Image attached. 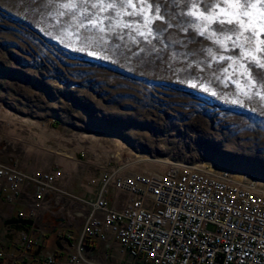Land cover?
<instances>
[{
	"label": "rangeland",
	"instance_id": "1",
	"mask_svg": "<svg viewBox=\"0 0 264 264\" xmlns=\"http://www.w3.org/2000/svg\"><path fill=\"white\" fill-rule=\"evenodd\" d=\"M60 2L0 0V150L5 157L18 159L29 173L47 168L63 171L75 193L87 189L96 194L107 172L130 176L152 174L154 169L158 174L171 165L212 166L264 193V86L255 74L241 76L244 69L238 63L223 71L232 63L220 60L234 54L230 41L224 42L230 49L225 52L190 28L192 36L202 41L193 47L205 48L199 62L191 65L193 76L173 70L175 63L186 62L182 57L166 64L127 52L126 47L138 53L135 41L143 38L121 26L140 20L139 16L122 14L119 23L105 20L106 30L112 23L116 25L112 32L123 30L127 35L124 42H117L119 48L102 47L98 38L104 34L70 27L68 18L59 16ZM205 2L189 0L187 10H203ZM216 2L227 8V0ZM174 6L185 20L182 27L196 23L181 13L183 0L178 5L174 0L162 13L166 19L152 24L165 28L172 19L175 25ZM260 10L257 5L256 12ZM110 14L108 9L101 15ZM168 31L171 39L184 38L177 27ZM256 46L264 47L258 42ZM164 55L162 51L160 57ZM249 57L264 63V52L253 51ZM255 61L249 66L264 75ZM44 223L52 220L47 217ZM75 228L81 231L82 226ZM98 249L90 257L97 262L107 254H98Z\"/></svg>",
	"mask_w": 264,
	"mask_h": 264
},
{
	"label": "built area",
	"instance_id": "2",
	"mask_svg": "<svg viewBox=\"0 0 264 264\" xmlns=\"http://www.w3.org/2000/svg\"><path fill=\"white\" fill-rule=\"evenodd\" d=\"M68 182L55 168L29 173L0 150V205L17 206L16 221L31 222L18 226L11 250L0 245V263L91 264L87 254L103 244L113 264L114 244L118 264H264V195L228 172L183 165L158 175L107 172L87 197L70 193ZM47 217L68 244L76 236L73 253L40 251Z\"/></svg>",
	"mask_w": 264,
	"mask_h": 264
},
{
	"label": "snow or ice",
	"instance_id": "3",
	"mask_svg": "<svg viewBox=\"0 0 264 264\" xmlns=\"http://www.w3.org/2000/svg\"><path fill=\"white\" fill-rule=\"evenodd\" d=\"M38 3V0H36ZM184 7L181 8V13L188 17H193L196 23L189 24L188 27H182L185 20L179 18L180 13L176 12V7L172 9V18L176 19L175 25L172 19H168L167 26L160 28L154 26L152 21L155 19L164 20L166 17L162 14L167 12L168 5L174 4V0H137L136 4L132 3V0H108L107 3H96L93 0H67V2L59 3L60 17H67L70 27H75L77 30L83 29L85 33L95 29L99 33L104 35L98 38V42L104 47L108 44L109 47L112 44H116L117 48L121 45L117 42H124L126 33L121 30L120 32H112V29L116 26L112 23L107 25V30L104 26V21L117 20L122 15H128L131 17L139 16L140 20H131L122 23L123 28H129L142 37L143 40H136V49L127 48V52L133 55H139L141 59L152 57L154 59H163L167 64L170 59L174 57H182L185 59V63H175L173 70L177 68L186 71L189 75H195L194 71H190L191 65L194 62H199L198 57L204 54L205 48L193 47V45H201L202 41L194 38L189 31L190 28L195 29L198 36L209 40L212 44L218 45L223 48L225 52L230 51L225 41L231 42V51L233 55L220 56V60L227 59L232 63L226 66L223 71L227 72L229 68H232V64L238 63L239 67L244 69V72L240 73L241 76L248 77L255 74L259 78L260 85L264 86V75L255 71V67H250L253 64L255 57L250 58L249 54L253 51L264 52V47L256 46L264 45V39H260L264 36V0H227V8L222 4L217 3L216 0H206L201 6L203 10L191 11L187 10L189 0H183ZM175 4H179V0H175ZM257 5H260L261 10L256 12ZM131 8L132 11H127V8ZM193 8H197L195 3L192 4ZM108 9L112 10V14L108 16L101 15ZM154 9V11H153ZM215 25V27H214ZM227 26V27H225ZM173 27L179 28L184 33L183 39H171L172 33L169 29ZM75 34L79 35V31ZM85 40L89 39L88 35L84 36ZM175 44V49H171L170 45ZM186 49L187 51H183ZM239 50L238 52L236 50ZM165 52L163 57H160L161 52ZM208 54L212 55V51L209 48ZM88 55H94L89 52ZM191 57L192 60H187ZM247 61V63H245ZM260 69H264V63L255 61ZM235 71V69H234ZM234 84H238V81H233ZM227 86V85H225ZM252 87H256L255 81L251 82ZM256 95H260L259 88H257ZM246 98L251 100L252 95L246 94ZM264 98V97H262Z\"/></svg>",
	"mask_w": 264,
	"mask_h": 264
},
{
	"label": "crops",
	"instance_id": "4",
	"mask_svg": "<svg viewBox=\"0 0 264 264\" xmlns=\"http://www.w3.org/2000/svg\"><path fill=\"white\" fill-rule=\"evenodd\" d=\"M97 184L99 185L98 182ZM68 191L80 197H87L89 194V191L87 189L85 191L81 190L82 192L79 191L75 193L72 187L70 189V185L68 186ZM17 210L18 208L15 205H10V206L0 205V245L6 251L11 250L13 248L16 242V238L18 236V230H20V227H18V225H7L8 222L16 221L15 213ZM51 224L47 225L46 223H44V226L48 233L47 235L48 237L45 246L40 251L44 253H57L59 256H63L67 253H73L77 242L76 236L70 242V244H68V242H66L63 238L60 237L62 235L61 233L62 231L58 228V226H56V223L52 221ZM98 247H99L98 254L100 253L102 255L103 253H105V245L101 244L98 245ZM112 250H113V256L118 261L120 257L119 247L113 244ZM36 252L38 251H34V254ZM87 255L91 257V255L89 254ZM105 261H106L105 256L101 257V260L99 262L91 259L92 264H106ZM117 261L116 262L114 261L113 264H118ZM0 264H6V263L3 261Z\"/></svg>",
	"mask_w": 264,
	"mask_h": 264
},
{
	"label": "water",
	"instance_id": "5",
	"mask_svg": "<svg viewBox=\"0 0 264 264\" xmlns=\"http://www.w3.org/2000/svg\"><path fill=\"white\" fill-rule=\"evenodd\" d=\"M7 225H18V226H30L31 222L29 221H14V222H8Z\"/></svg>",
	"mask_w": 264,
	"mask_h": 264
},
{
	"label": "bare ground",
	"instance_id": "6",
	"mask_svg": "<svg viewBox=\"0 0 264 264\" xmlns=\"http://www.w3.org/2000/svg\"><path fill=\"white\" fill-rule=\"evenodd\" d=\"M152 174H154V175H158V174H160V173H156L155 171H154V169H152L151 171H150ZM263 195H264V193H263Z\"/></svg>",
	"mask_w": 264,
	"mask_h": 264
}]
</instances>
